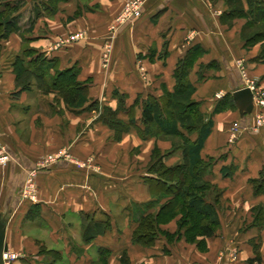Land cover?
Listing matches in <instances>:
<instances>
[{
    "label": "crops",
    "instance_id": "crops-1",
    "mask_svg": "<svg viewBox=\"0 0 264 264\" xmlns=\"http://www.w3.org/2000/svg\"><path fill=\"white\" fill-rule=\"evenodd\" d=\"M15 1L0 0V4ZM21 1L14 15L18 25L24 11L27 26L34 20L25 35L29 41L17 33L0 41V144L11 157L6 167L0 165V212L6 222L7 252L17 255L8 264L50 261V255L39 252L42 245L62 255L54 264H100L101 248L109 252L107 264H121L123 253L131 264H264V223H251L252 207L264 203V194L255 195L249 182L264 171V125L255 126L253 111L240 116L236 107L212 115V131L201 155L213 159L208 178L220 190V225L215 234L200 245L161 236L153 245L144 246L131 240L135 222L128 207L150 199L142 180L147 175L148 156L154 144L164 151L171 142L143 139L133 127L115 141L113 130L97 120L96 114L75 113L60 98L55 99L54 92L42 93L35 86L17 97L11 95L15 82L10 63L22 44L56 57L59 68L78 66V79H90L88 97L113 108L117 105L114 89L127 94L128 106L136 98L140 103L149 95L161 96L163 88L172 90L177 61L198 44L203 51L189 74L196 86L192 98L201 101V109L209 116L217 99L245 86L236 66L239 58L247 61V75L264 91V63L253 59L260 45L244 47L240 36L245 19L235 18L230 24L221 20L227 8L224 0H141V15L119 24L114 34L109 27L127 0L60 1L55 14L41 10L36 18L37 0ZM77 9L80 13L72 17ZM198 70L205 75L199 82ZM135 112L140 121L139 105ZM119 117L129 120L127 114ZM235 124L239 131L234 136L231 128ZM132 149L139 152L134 154ZM54 154L59 157L53 164L47 161L45 169L37 170L38 201L21 199L26 172L35 169L37 160ZM89 155L111 165L123 155L137 159L141 169L135 174L138 181L133 189L125 191L129 197L100 198L97 175L80 168L84 163L88 168L93 165ZM123 158L125 173L131 177L136 165L132 166V158ZM32 204L38 206L37 213L27 215ZM94 224L95 237L84 241L85 227L90 225L93 230ZM161 227L173 233L175 219ZM255 247L259 259H253Z\"/></svg>",
    "mask_w": 264,
    "mask_h": 264
},
{
    "label": "trees",
    "instance_id": "trees-1",
    "mask_svg": "<svg viewBox=\"0 0 264 264\" xmlns=\"http://www.w3.org/2000/svg\"><path fill=\"white\" fill-rule=\"evenodd\" d=\"M60 1L66 0H37L34 18L41 10L49 16L55 14ZM224 1L227 8L222 12L221 20H227L230 24L235 18H244L245 22L240 32L243 46L249 47L259 43L258 55L253 59L264 63V0ZM21 3V0H17L13 3L0 4V41L6 40L11 33H17L24 42L29 41L30 38H26L25 35L31 32L34 20L28 28L21 30L16 20L17 16L14 15ZM79 13L77 9L72 17ZM202 51L198 44L188 49L186 55L176 63L173 71L175 80L173 89L163 88L159 97L149 95L140 103L136 98L134 104L128 106L127 94L114 89L112 95L117 99L115 108L101 104L97 98L88 97L87 82L90 79L79 80L80 69L76 65L59 68L56 57L49 58L45 52L27 45L21 48L10 63L15 82L12 96L17 97L22 91H29L35 86L42 93L54 92L55 99L60 98L75 113L84 110L98 112L96 119L113 130L115 141H119L123 133L133 127L143 139L153 137L171 142V147L162 154L157 146L151 150L147 175L142 176L148 187L150 199L132 203L138 211L132 215L135 226L131 232V240L134 243L151 246L163 236L167 241L183 238L188 243L200 245L206 237L215 234L220 225L218 217L220 190L216 193L214 189L218 187L208 178L213 167V159L203 158L201 152L212 131V115L227 109H236V105L232 95L227 93L216 100L208 116L201 110V101L192 98L196 86L190 81L189 74L198 54ZM198 71L197 82L205 77L203 71ZM137 105L140 106L139 124L135 119ZM119 111H124L128 115L127 122L118 117ZM177 150L180 152L177 162L165 164L164 158ZM249 182L255 195L264 194V171L257 177L249 178ZM37 209L38 206L32 204L27 215L37 213ZM252 213L251 223L255 226L262 225L264 203L254 205ZM173 219L176 222L173 233L162 229L161 225ZM95 225L93 230H90V225L85 227L82 234L84 241H91L95 237ZM103 227L106 225L103 224ZM254 250L256 256L253 259H259L256 247ZM100 251V264H107L109 252L104 248ZM39 252L51 257L50 261H45L44 264H54L62 259L58 250L46 249L44 245L40 247ZM253 259H249V262ZM119 261L121 264H131L126 253L120 256Z\"/></svg>",
    "mask_w": 264,
    "mask_h": 264
},
{
    "label": "rangeland",
    "instance_id": "rangeland-1",
    "mask_svg": "<svg viewBox=\"0 0 264 264\" xmlns=\"http://www.w3.org/2000/svg\"><path fill=\"white\" fill-rule=\"evenodd\" d=\"M26 16H27V13L24 11V14L23 13H21L20 14V16L18 17L19 18V22H20V26H21V30H23V29H26V28H28V23H29V21H28V19L26 18ZM26 18V19H25ZM25 20V21H24ZM112 26V25H111ZM111 26L109 27V30L111 31V32H114V34L117 32V31H115L116 30V27L115 28H111ZM119 26V25H118ZM117 29H118V27H117ZM23 46L22 47H24L25 46V44H22ZM104 52V51H103ZM240 60H242L241 58H239ZM238 59V60H239ZM103 61V60H102ZM104 62V61H103ZM102 62V63H103ZM246 62V64H247V61H245ZM245 62L243 61V63H244V65H245V67H248L246 64H245ZM107 63V62H106ZM213 65H215V64H213ZM202 71H204V70H202ZM248 73V72H247ZM248 76V75H247ZM247 78H249L250 80H252V78H250L249 76L247 77ZM254 85H256L255 84V81H254ZM104 100H106V99H104ZM100 103H101V101H99ZM101 104H105V103H101ZM113 108V107H112ZM202 110V109H201ZM86 113H94V114H96V115H98V112H95V111H87V110H84ZM203 111V110H202ZM136 113V112H135ZM124 114H126L124 111H119V113H118V117H119V115L121 116V115H124ZM254 115V114H253ZM120 119H121V117H119ZM136 121H137V123L139 122L137 119H136ZM139 124V123H138ZM235 127H237L238 128V130H239V126L237 125V124H235L234 125ZM232 134V133H231ZM150 138V137H149ZM153 138V137H152ZM164 140H167V139H164ZM158 141V140H157ZM154 146H157L158 147V145L157 144H154L153 145V147ZM153 147L151 148V150L153 149ZM159 148V147H158ZM159 150H160V154H162L163 152H165L166 150H164V151H162L160 148H159ZM60 152V151H59ZM139 152V151H138ZM137 152V149H132V153H138ZM123 154V153H122ZM55 155V154H54ZM151 151H150V154H149V156H148V164H147V167L149 166V163H150V159H151ZM175 155H178V157L180 156V152L177 150L175 153H172L171 155H169V156H166L165 158H164V163L165 164H167V165H171V164H174V163H176L177 162V160L178 159H176V157H175ZM47 157H48V155L46 156H44V159H40V160H37L36 162H35V169L34 170H28L27 172H26V174H25V176H24V178H23V181H22V184H21V186L26 182V181H28V182H31V183H33V185H34V187H35V191H36V194L38 193V186H37V180H36V178H38V177H36L37 176V170L39 169H45L46 168V163H47ZM68 157H70L69 155H68ZM119 157V156H118ZM123 157H125V159H126V161H131V158H132V166H135L136 165V169L135 168H132L131 170V177H129V175H128V173H127V171H126V173H125V167H124V165L125 164H127L126 162H124V158ZM141 157H143V155H141ZM88 158H90V160H91V158L93 159V165H91V166H93V167H87V164L86 163H84V166H81L80 168H84V170L86 171V170H88V173L89 174H91V172L93 173L94 172V174H96L97 176H96V178H98V180L100 181L99 183V188H98V192H99V196H100V198H104V197H109V196H111V197H113V198H115V199H124V198H127V197H129L128 195H125V191L126 190H132L133 189V186H134V184L135 183H137V181H138V179L135 177V174H136V172L138 171V170H140L141 168L138 166V162H137V159L135 158V157H133V156H131V155H128V156H120L119 157V160H116L114 163H113V165H111V164H108L107 162H104L102 159H100V160H97V158L94 156V155H89V157ZM11 159V157H10V155H9V153L7 152V150L5 149V145H3V144H0V165L2 166V167H6L7 166V164H8V162H9V160ZM58 159V158H57ZM57 159H54V160H50L51 162H52V164H53V162H55ZM167 159H170L168 162H171L172 160H174L173 161V163H167L166 162V160ZM136 162V163H135ZM50 162L48 161V164H49ZM142 163H144V162H142ZM51 164V163H50ZM134 164V165H133ZM141 166V165H140ZM127 168V167H126ZM90 170H92V171H90ZM144 170H145V167H144ZM143 170V171H144ZM33 171V172H32ZM30 172H32L31 174H30ZM95 176V175H94ZM131 179V180H130ZM132 183V184H131ZM131 185V186H129L128 187V185ZM214 191L217 193V192H219V189L218 188H215L214 189ZM20 192V191H19ZM20 198L21 199H23V200H25V201H30V202H36V201H38V194H37V200L36 201H32V200H30V199H28L27 197H23L22 196V192H21V194H20ZM134 203V202H133ZM153 207H154V209L156 208V206H155V204L153 205ZM129 210H128V212L130 213V214H133V212H134V214H137L138 213V211L136 210L137 209V207L135 206V204H129ZM115 214H119L118 212H116ZM260 242H261V240H260ZM64 262V261H63Z\"/></svg>",
    "mask_w": 264,
    "mask_h": 264
},
{
    "label": "built area",
    "instance_id": "built-area-1",
    "mask_svg": "<svg viewBox=\"0 0 264 264\" xmlns=\"http://www.w3.org/2000/svg\"><path fill=\"white\" fill-rule=\"evenodd\" d=\"M141 8H142V1L141 0H127L123 3L122 10L118 18H116L115 22L112 24L111 28H115L122 22L129 20L134 17H138L141 15ZM236 66L245 80V86L248 87L252 91L253 96V112L256 117V123L255 126H263L264 125V91L258 90L256 86L254 85V80H250L247 78V72L246 67L243 63V60H237ZM238 128L233 126L231 128L232 135L235 136V134L238 132ZM59 157V154L51 156L49 155L47 157V161L57 159ZM31 171V170H30ZM33 172V171H32ZM30 172V174L32 173ZM22 192L23 197H27L28 199L32 201L37 200V194L35 191V187L33 183L26 181L20 188V194ZM231 256L235 257V253L231 252ZM17 255L15 253L11 252H5L3 253V259L4 264H8L11 260L16 259Z\"/></svg>",
    "mask_w": 264,
    "mask_h": 264
},
{
    "label": "water",
    "instance_id": "water-1",
    "mask_svg": "<svg viewBox=\"0 0 264 264\" xmlns=\"http://www.w3.org/2000/svg\"><path fill=\"white\" fill-rule=\"evenodd\" d=\"M233 101L237 107L240 116L244 114L250 115L253 111L252 91L243 86L232 92ZM3 213L0 212V264H4L3 253L7 252V244L5 242L6 222L2 220Z\"/></svg>",
    "mask_w": 264,
    "mask_h": 264
}]
</instances>
